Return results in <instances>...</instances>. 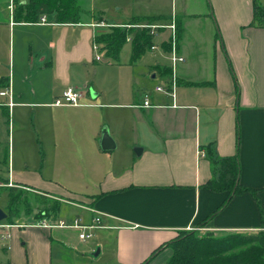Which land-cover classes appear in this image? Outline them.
I'll return each instance as SVG.
<instances>
[{
    "label": "crops",
    "instance_id": "1",
    "mask_svg": "<svg viewBox=\"0 0 264 264\" xmlns=\"http://www.w3.org/2000/svg\"><path fill=\"white\" fill-rule=\"evenodd\" d=\"M255 2L182 0L172 15L163 14V0H140L133 8L130 18H168L159 22L174 20L177 29L182 23L177 50L186 62L176 70L174 101L157 91H171L173 69L164 45L169 29L140 60L118 64L135 69L132 91L106 93L84 69L95 62L114 66L94 59V43L99 28L121 19L12 22L9 0H0V111L9 126L12 116L26 117L28 132L20 126L18 141L21 147L26 142L27 160L50 164L49 177L29 167L16 171L14 141L12 151L0 143V161L9 149L8 186L75 202L80 210L72 220L90 223L97 214L103 220L93 232L96 244L80 241L72 230L12 228L3 237L8 243L0 264H167L169 243L182 232H264V28L253 25ZM200 19L208 27L189 39L187 26ZM3 49L13 63L10 76ZM148 54L161 61L142 69ZM69 88L84 93L85 106H52ZM146 98L149 108L143 107ZM105 131L115 141L113 151L101 149ZM208 148L218 158L238 155L240 183L254 190L236 195L221 211L228 194L205 188L214 176Z\"/></svg>",
    "mask_w": 264,
    "mask_h": 264
},
{
    "label": "trees",
    "instance_id": "2",
    "mask_svg": "<svg viewBox=\"0 0 264 264\" xmlns=\"http://www.w3.org/2000/svg\"><path fill=\"white\" fill-rule=\"evenodd\" d=\"M83 14L78 0H18L15 3L14 19L17 22L37 23L43 17L52 18V23L61 25L80 24ZM103 18H100V21ZM166 21L168 18H142L136 17L135 27L126 30L113 27L105 34L97 35L95 43L99 47L102 56L113 62L120 61V55L124 46L129 42L132 46L131 61L137 62L155 46V39L163 29L152 31L144 22ZM253 25L264 28V4H254ZM112 27V26H111ZM179 34L183 31L180 21L177 22ZM167 52L171 51V41L164 44ZM239 129L237 128V131ZM239 136V132H238ZM208 156L211 161L213 178L205 188L227 193L228 196L220 208L224 209L236 196L246 192H254L245 188L240 183L241 164L238 155L227 158H218L212 148H208ZM9 170V149L5 148L3 158L0 161V172L5 174ZM3 181L0 187V195L8 197L5 213L7 218L0 223L17 225L21 220V213L31 210L33 203L42 207L40 216L50 218V210L60 209V205L51 198L42 194L29 196L26 188L9 187L8 180ZM4 190L5 192H1ZM54 199V200H51ZM39 216V217H40ZM56 218H59L56 216ZM172 256L167 264H264V232H239L221 237L213 235H199L196 231L182 232L180 236L169 243ZM159 251V250H158ZM155 255V254H154ZM154 255L152 257H154Z\"/></svg>",
    "mask_w": 264,
    "mask_h": 264
},
{
    "label": "rangeland",
    "instance_id": "3",
    "mask_svg": "<svg viewBox=\"0 0 264 264\" xmlns=\"http://www.w3.org/2000/svg\"><path fill=\"white\" fill-rule=\"evenodd\" d=\"M21 1H26V0H21ZM78 1L83 10V14L81 16V23H84V22L85 23H98L99 22L98 20L102 16H104V18L108 19L109 22H115L117 19H121L120 21L121 23L114 26L116 28L118 27V28H124L126 30H129L130 28H133L138 25V24L135 25L137 23L134 21L136 17H133V18H130V17L133 15V8L137 7L140 0H78ZM257 1H258V4H264V0H257ZM163 2H164L163 7L165 8V12L163 14L172 15L173 13L176 14L181 11V7L183 4L182 0H163ZM189 5H192L193 7L192 2L191 4L189 3ZM126 18H130V19L125 20ZM185 21L186 20H184V27L186 28ZM168 23L170 24L171 22H168ZM141 24H144L145 26H149V25L150 26L152 25L169 26V24L165 23L166 25H164V23L159 22V21H155L153 23L144 22ZM208 24L209 23L206 22L204 19L192 20L190 24L187 26L189 39H192L195 36L196 32H201L205 30L208 27ZM101 25L104 26L103 24ZM108 25L109 23H107V26ZM112 28L113 27L111 26L109 27L105 26L104 28H99L97 35L100 36L101 34H105L109 32ZM179 33L180 32L177 29V44L179 41V35H180ZM164 37L166 39L164 43H168L169 41L172 40V33L169 35L166 34V36ZM98 55L102 57V59L106 62L112 61L110 59L105 58L101 54H98L97 52H95L94 59H96V56ZM129 59H131V45L127 43L121 52L120 61L126 62ZM1 61L3 62L6 61L8 65V68H7L8 71L5 70V73H7L6 74L7 76H10L9 71L13 72V63L10 60V64H9L8 53L5 49H3ZM120 61L118 63L112 61V63H114V66H108L104 64L101 65L102 62L101 63L95 62V64H90L88 66V69H84L85 75H87L89 79L97 82L96 84H98L102 88V90L106 93H108L109 91H114L118 88H121V89L125 88L126 90L132 91L133 85H134L133 84L134 78H135V69H132L127 66L118 67V64L120 63ZM156 61H159V62L161 61L160 56L158 54H148L143 59L142 63H140V66L142 67V69H148L150 66H153L156 63ZM97 65L99 66L101 65V67ZM154 84L156 83L154 82ZM90 89L93 90L94 89L93 86H90V88L86 89L85 91L89 92ZM194 92H203V90L194 89ZM20 126L25 127V133L28 132L29 125H28V121H26V117L17 116V115L12 116L11 121H10V126H9V119H8L7 114L3 115V113L0 111V143L4 144V146L7 145V147L10 146V149L12 151V143L14 141L15 170L19 171V170L25 169V167H29L31 171L35 170V171L43 172L45 176L49 177V174L47 173V171H48V167L50 166V164H43L42 162L33 163L27 160L26 142H25V147H21L20 142L18 141V135L21 134V132H19L21 128ZM135 149H141V148L136 147L134 148V150ZM43 167L45 170L43 169ZM57 175L58 173L56 174V176ZM2 179L7 181L8 175L5 176L3 173L0 172V180ZM54 179L59 181L57 177L56 178L54 177ZM26 189H27L26 192L28 193V195L32 196L33 201L35 200L34 197H37L40 194L39 192L35 190H30L28 188ZM1 192H5V191L1 190ZM7 200H8V197L6 194L0 195V210H2L4 213L6 210ZM51 200H54V199H51ZM54 201H56L60 205L61 208L56 211L50 210L49 211L50 214L53 215V216H50V218L45 217L44 215L43 217H41L40 212L41 210H43L42 207L33 203L31 210H29L28 212L21 213V220L18 221L17 224L26 225L29 227L30 225L38 223V221H47L48 223L52 222L50 224H54L56 220L58 219L56 218V216L61 219L67 218V219L72 220V218L77 217L79 215L77 213H78V210L80 209L77 207L75 202L71 200H65V199L64 200L56 199ZM83 202L84 200L81 201V203ZM77 203H80V202H77ZM85 206L89 207L87 205ZM3 224H7V223H3ZM53 231H56V230H53ZM10 232H11L10 229H0V253L1 254L4 253L1 247L3 246V244L8 243V239H4L3 237L7 233H10ZM86 242H89L90 244L94 242V244H96L97 240L94 239L93 237L90 240H87ZM96 249L97 251L99 250L97 247Z\"/></svg>",
    "mask_w": 264,
    "mask_h": 264
},
{
    "label": "built area",
    "instance_id": "4",
    "mask_svg": "<svg viewBox=\"0 0 264 264\" xmlns=\"http://www.w3.org/2000/svg\"><path fill=\"white\" fill-rule=\"evenodd\" d=\"M17 0H9V10L11 14V21H14V12H15V3ZM42 25H48L46 17H43L40 21ZM102 26V25H100ZM142 28H149L152 31L167 28L172 33V40H171V51L169 53V59L171 61L172 69H173V76H172V83H171V91H167L162 87H158V92H163L165 94L170 95L173 100L176 99V89H177V75L176 70L180 64L186 62V59L178 54L177 50V28L176 22L173 20L169 26H160V25H152V26H142ZM154 48V47H153ZM94 51L100 54L99 47L96 43H94ZM97 61H101V57L97 56ZM7 93H2V96H5ZM84 98V93L75 90L74 88L67 89L61 97L56 99L52 106L54 107H62V106H85L82 102ZM12 105V104H10ZM143 107L149 108L150 102L148 98H146ZM200 154V152H199ZM12 186V185H11ZM52 223V222H50ZM47 221H38V223L30 225V228L36 229H45V230H72L75 231L78 235V238L82 242H86L94 237L93 232L95 230L101 229L103 226L102 216L97 214L90 223L84 222V220L75 218L74 220H67V219H58L54 224H50ZM16 227H29L26 225H8V224H0V229H12ZM10 237L9 234L6 235Z\"/></svg>",
    "mask_w": 264,
    "mask_h": 264
},
{
    "label": "water",
    "instance_id": "5",
    "mask_svg": "<svg viewBox=\"0 0 264 264\" xmlns=\"http://www.w3.org/2000/svg\"><path fill=\"white\" fill-rule=\"evenodd\" d=\"M100 146L103 151H113L116 149L115 141L113 140L112 136L108 131H105L100 140ZM138 155L142 153V149H136L135 150ZM7 218L6 213H4L2 210H0V222L5 221Z\"/></svg>",
    "mask_w": 264,
    "mask_h": 264
}]
</instances>
